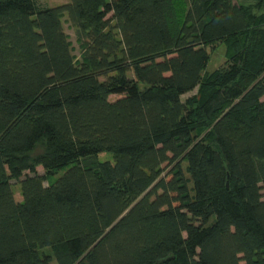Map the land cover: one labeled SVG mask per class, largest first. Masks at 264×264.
<instances>
[{"label":"trees","instance_id":"16d2710c","mask_svg":"<svg viewBox=\"0 0 264 264\" xmlns=\"http://www.w3.org/2000/svg\"><path fill=\"white\" fill-rule=\"evenodd\" d=\"M0 264H264V0H0Z\"/></svg>","mask_w":264,"mask_h":264},{"label":"rangeland","instance_id":"374dc122","mask_svg":"<svg viewBox=\"0 0 264 264\" xmlns=\"http://www.w3.org/2000/svg\"><path fill=\"white\" fill-rule=\"evenodd\" d=\"M38 2L42 6L54 8V7L65 5V4L69 3L70 0H38ZM236 2H237V4H246V5L251 4V5H253L257 2V0H236ZM63 21H64L63 23H64L65 32L69 36V40L71 42L72 53H73L74 57L76 58V60L80 61L81 60V49H80V45L77 41L76 30L71 27L70 23L68 22L67 16L64 17ZM208 51L210 53V61L208 63L206 72L211 73V72L215 71L216 69L220 68L225 63V56H224L225 55V47L222 44H218L213 48H208ZM196 92H197V90L183 96L182 100L183 101L187 100L189 97L194 95ZM118 98H119L118 96H112L110 99H111V101H115ZM99 160L101 162H104V161L113 162V156L109 153H102L99 155ZM183 168H186L185 163H183ZM37 170H38L39 174H41V175L44 174V171L41 167H39ZM64 173H65V171L59 172L53 178V181H55L56 179L61 177ZM45 186H47V183H45ZM15 198L17 201H22V197H21L19 188L15 189Z\"/></svg>","mask_w":264,"mask_h":264}]
</instances>
